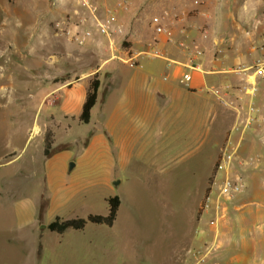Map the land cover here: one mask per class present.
<instances>
[{
  "label": "rangeland",
  "instance_id": "obj_1",
  "mask_svg": "<svg viewBox=\"0 0 264 264\" xmlns=\"http://www.w3.org/2000/svg\"><path fill=\"white\" fill-rule=\"evenodd\" d=\"M56 2L0 0V244L9 246L10 240L18 236L20 214L30 221H40L41 200L48 196L50 206L43 215L40 232L29 237L44 246L46 258L54 255L52 246L77 244L80 248L63 250L75 254L62 256L99 257L116 264L123 260L127 264H194V252H207V259L201 264H209L215 251L208 250L213 245L207 241L202 247L197 240L213 218L210 212L203 213L202 204L206 195L212 189L217 191L227 177L219 181L217 172L218 160L227 146L230 150L237 147L229 169L260 160L259 155L240 156L239 147L249 129L264 131L263 110L257 105L246 107L245 121H251L252 125L243 134L232 131L233 122L224 118L223 107L216 104L215 109L208 105L205 145L195 141L191 119L184 118L180 126L169 129L175 124L172 110L173 119L168 120L165 132L158 129L156 134H145L141 146L144 148L136 151L131 161L123 163L120 146L103 128L105 103L100 99L90 124L70 119L54 127L56 145L68 144L67 150L47 161L36 160L32 166L36 153L35 140L29 139L32 125L29 117L37 112L42 116L56 114L60 94L46 93L51 84L58 83L56 80L72 76L70 63L62 61L64 71L60 65L65 43L59 35L61 18ZM27 4L35 8L29 10ZM72 48L80 54L81 48L75 45ZM109 83L107 94H113L106 108L112 113L117 112L119 103V81ZM258 86L257 94L262 89L259 82ZM104 90L101 89V98ZM254 107L257 110L252 111ZM230 131L239 135L235 144L228 137ZM11 145L24 150L21 160L12 166L5 165L11 159ZM245 160L249 163L241 164ZM72 163L75 167L71 170ZM21 166L25 171L38 172L29 177L9 176ZM259 183L248 184V205L241 215L235 214L236 226L241 216L247 217L244 222L253 232L248 236L254 241L252 244L264 236V178ZM116 195L123 202L112 227L88 223L84 230L64 234L46 227L57 217L107 215V199ZM235 236L238 239L241 234ZM255 245L249 250L252 264H264V247ZM13 252L17 251L9 250L8 262L1 260V263L18 264L25 255L21 250L19 254Z\"/></svg>",
  "mask_w": 264,
  "mask_h": 264
},
{
  "label": "crops",
  "instance_id": "obj_2",
  "mask_svg": "<svg viewBox=\"0 0 264 264\" xmlns=\"http://www.w3.org/2000/svg\"><path fill=\"white\" fill-rule=\"evenodd\" d=\"M57 1V15L61 18L59 35L65 43L60 65L64 71L62 61L66 65L70 63L72 76L66 81L51 84L50 91L46 93L60 94L56 114L42 116L37 112L29 117L32 124L29 139L35 140L36 153L32 166L36 160L49 159L44 155L46 131L53 128L56 144L54 127L61 126L66 120L79 119L95 76L101 81L98 102L101 99L105 103L103 128L120 146L123 163L131 161L135 152L144 148L141 146L145 134H156L158 129L165 132L172 110L175 112L172 118L175 124L169 129L180 126L184 118L191 119L198 145H205L208 105L215 109L216 104L223 107L224 118L233 122L231 129L240 115H246L247 106H260L264 112V77L258 78L262 88L260 93L251 95L243 90L247 75L236 72L238 67H250L260 61L264 63V0H93L99 7L101 20L115 18L113 28L124 27L126 36L117 35L113 39L100 31L90 10L81 1ZM121 2H126L127 8L120 6ZM26 8L31 10L35 6L27 4ZM166 10L170 13L167 22L169 32L157 36L151 25L152 18ZM81 19H87L86 24L77 26ZM88 29H93L94 35L84 46H79L73 41V35ZM204 31H207V37ZM156 38L158 42L155 44ZM73 45L81 48L80 54L73 51ZM152 45L161 52L159 57L149 55ZM195 48L204 50L203 56L194 59L200 69L187 67L190 64L189 50ZM128 51L133 52L140 65L127 62ZM42 59L44 63L45 58ZM169 62H173L171 67H168ZM184 72L192 73V81H182ZM112 80L119 81V103L117 112L110 113L106 106L113 93L107 94L106 87ZM102 88L105 90L101 98ZM220 98L232 101L235 107L223 105ZM227 134L233 144L238 141V134L234 136L231 131ZM11 148V159L5 165L12 166L20 161L24 152L17 145H11ZM239 155H259L260 160L246 167L236 166L219 172V181L231 176L242 179L247 187L232 199H223L216 191L209 212L211 218L219 217L218 224L216 227L208 224L197 240L202 247L207 241L214 246V257L209 264H252L249 250L255 244L264 247V236H260L255 244L248 238L253 232L245 226L246 216H241V222L234 225L238 220L235 214L241 215L248 205V184H260L259 180L264 178V131L254 127L249 129L240 144ZM37 172L25 171L21 166L9 176L29 177ZM114 179H117L116 175ZM20 218L18 236L10 240L9 246L0 244V264L1 260L8 262L9 250L17 251L12 254H19V250L25 253L18 264H116L99 257L62 256L64 253L75 254L63 250L80 248L77 244L52 246L54 255L46 258L43 256L44 246L29 239L31 234H39L40 221H30L29 217H21V214ZM238 232L241 237L237 239L235 234ZM117 264L127 263L123 260ZM194 264H198L195 257Z\"/></svg>",
  "mask_w": 264,
  "mask_h": 264
},
{
  "label": "built area",
  "instance_id": "obj_3",
  "mask_svg": "<svg viewBox=\"0 0 264 264\" xmlns=\"http://www.w3.org/2000/svg\"><path fill=\"white\" fill-rule=\"evenodd\" d=\"M81 1L83 3V5L85 7H87L92 16H93V20L96 22L98 28L100 29L101 32L105 33L110 39L115 38L117 35H124L125 34V29L124 27L120 26L117 28H113V22L115 21V18H109L107 20H101L99 17V7L97 6V4L93 1V0H78ZM120 6L127 8V3L126 2H121ZM170 16L169 11H164L161 14H156L153 16L152 21H151V25L153 28L154 33L158 36L161 34H165L169 32V25H168V18ZM87 19H81L78 24H76L77 26L79 25H83L86 24ZM60 26V24H59ZM204 36L207 37L208 33L207 31L203 32ZM94 35V30L93 29H88L84 32H76L73 35V41L76 42L79 46H84L87 42L88 38H91ZM126 36V34H125ZM125 41V40H124ZM155 44L158 42V39L156 38L154 40ZM123 42V47L124 46ZM133 52L128 51V59L127 62L131 63L133 65H140L137 61V57L133 56L132 54ZM204 54V50L201 48H195L194 50L190 49L189 50V58H190V64L187 65V67L189 66L191 69H200V65L196 64L194 61V59H196V57H200L203 56ZM149 55L150 56H157L159 57L161 55V52L156 48L155 45H152L151 48L149 49ZM173 64V62H169L168 63V67H171ZM188 67V68H189ZM236 72L243 74L245 73L247 75V84L245 86H243V90L246 91L247 93L251 94V95H256L259 89L258 86V78L259 77H264V63L263 62H257L255 63L253 66L247 67H238L236 69ZM193 76L191 72H184L182 75V81L183 82H190L192 81ZM220 101L223 105H227V106H232L233 108L235 107L234 103L232 101L227 102V100H225V98H220ZM257 110L255 107L252 108V111ZM247 118L244 115H240L239 119L237 120V122L235 123V125L232 128V131L234 132H240V133H245V129L246 127H250L251 121L246 122ZM253 119V118H251ZM243 120V121H242ZM245 121V122H244ZM237 147L235 149H231L230 147L227 146L226 149L223 150L219 160H218V164H217V172H221L224 170H228L231 163L233 162L234 158L237 155ZM249 161H253V158H250ZM248 160L245 161H241V164L246 165L249 163ZM245 190V183L242 181V179H234L231 178L230 176H227L219 185V189H218V195L223 198V199H232L233 197H235L236 195L244 192ZM215 194L216 191L215 190H211L205 197L204 202L202 204V211L203 213L209 212L210 209L212 208L213 202H214V198H215ZM218 216L213 218L210 221V225L216 227L218 224ZM214 248V246L212 248H209L208 251H212V249ZM195 254V259L197 260L198 264H201L203 262L206 261L207 259V252L202 253V252H194ZM209 254V253H208Z\"/></svg>",
  "mask_w": 264,
  "mask_h": 264
},
{
  "label": "trees",
  "instance_id": "obj_4",
  "mask_svg": "<svg viewBox=\"0 0 264 264\" xmlns=\"http://www.w3.org/2000/svg\"><path fill=\"white\" fill-rule=\"evenodd\" d=\"M66 81L65 77L56 82ZM110 84V83H109ZM101 86L100 79L95 76L90 83V87L87 94V99L84 103L82 114L79 117L81 123L88 124L91 121L92 111L98 102L99 89ZM110 90V85L107 86L106 92ZM70 145L68 144H55V132L52 128H49L45 133V150L44 155L46 158H51L60 151L67 150ZM109 203V213L107 215L91 214L88 218H72L64 219L57 217L53 222L48 224L47 228L52 232L64 234L69 230H84L88 223H94L98 225H106L109 227L114 226L118 219L119 210L122 205V198L119 195L109 197L107 199ZM50 206V199L48 196H43L41 200L40 209V223H42L43 215Z\"/></svg>",
  "mask_w": 264,
  "mask_h": 264
},
{
  "label": "water",
  "instance_id": "obj_5",
  "mask_svg": "<svg viewBox=\"0 0 264 264\" xmlns=\"http://www.w3.org/2000/svg\"><path fill=\"white\" fill-rule=\"evenodd\" d=\"M74 167H75V164L72 163L70 169L72 170Z\"/></svg>",
  "mask_w": 264,
  "mask_h": 264
}]
</instances>
